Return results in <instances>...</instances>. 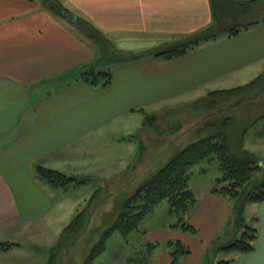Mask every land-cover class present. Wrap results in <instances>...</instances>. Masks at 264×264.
Returning <instances> with one entry per match:
<instances>
[{"label":"crops","instance_id":"crops-1","mask_svg":"<svg viewBox=\"0 0 264 264\" xmlns=\"http://www.w3.org/2000/svg\"><path fill=\"white\" fill-rule=\"evenodd\" d=\"M62 1L73 14L91 20L116 47V42L137 36L151 39L146 46L162 45L214 20L211 0ZM262 29L264 26L206 41L171 60L148 56L113 63L112 83L98 88L78 78L82 67L99 57L90 39L52 14L40 0H0V242L15 232L33 236L47 227L43 221L56 205L53 192L59 188L38 178L36 164L62 171V166L73 160L67 152L69 148L78 150V143L105 127L110 116L105 108H120L123 113L144 111L134 108L141 104L131 102L137 97L153 101L154 106L168 102V107L180 100V92L199 80L227 78L235 68L264 58ZM251 51L246 60H236ZM178 63H185L180 72L166 67ZM134 91L143 95H133ZM206 167L201 166L200 173L207 172ZM105 173L112 183L118 175ZM193 173V169L188 172L189 185ZM221 176L222 173L190 211L188 220L195 226H199L195 221L198 211L212 220L211 216H217L215 209L226 203L214 192ZM256 210L259 236L255 249L235 252L230 264H264V201L257 203ZM9 243H13L10 248L0 250V264H21V255L27 256L23 264H31L30 257L36 256V250L15 252L10 249L20 244ZM170 263L168 259L166 264Z\"/></svg>","mask_w":264,"mask_h":264},{"label":"rangeland","instance_id":"rangeland-1","mask_svg":"<svg viewBox=\"0 0 264 264\" xmlns=\"http://www.w3.org/2000/svg\"><path fill=\"white\" fill-rule=\"evenodd\" d=\"M216 5L219 8V3ZM263 16L264 12L260 11L253 16L250 14L242 18L257 19ZM226 17V21L230 22L235 14ZM262 26L264 23L252 28ZM76 28L93 42L99 56L96 61H100L102 51L98 42L80 28ZM260 32L264 34V29ZM186 36L167 40L166 43ZM150 40L137 36L123 43L116 42V45L118 48L135 51L161 45L158 43L146 46ZM230 49L232 50V47ZM252 52L236 60H246ZM112 64L113 62L102 63L101 69L111 67ZM184 64H171L166 67L171 71H179ZM263 70L264 58L253 59L234 71L230 70L227 78L224 76L205 82L199 80V85L197 82L195 86L180 92V100L172 102L168 107L165 106L168 102L154 106L153 101L137 97L131 102H141L134 108H144V111L129 110L123 113L124 110L120 108L114 111L112 108H105V113L110 114L105 127L101 128L97 135L94 134L90 139L86 138L78 143V150L69 148L67 152L73 160L62 166V171L66 174H79L78 176L86 178L87 181L70 185L66 189L58 187L59 191L53 192L56 205L47 220L43 221L47 225L44 230L33 236L25 231L15 232L12 236H4L2 241L20 244L10 249L15 252L36 250V256L30 257L31 264H47L53 253H56L53 264H81L99 238V228L113 221L123 199L188 143L220 130H224L230 141L235 143L241 139L242 131L249 125L243 137L245 145L264 160V118L250 125L256 117L264 114V84L247 92L220 93L213 96L207 93L216 88L244 84ZM132 94L143 95L135 91ZM201 95L203 97L198 98ZM225 118H229L228 126L223 124ZM75 150L76 153H73ZM213 158L214 160L202 161L191 168L194 173L189 186L193 188L191 189L197 199L201 198L209 187L215 185L216 177L222 173L218 159ZM201 166H207V172L204 174L200 173ZM113 168L118 170V175L113 178L112 183L107 181L105 172L116 173ZM222 198L226 203L222 208L215 209L217 216H211L212 220L206 219L201 210L197 212L195 221L199 226L193 224L198 229L197 233L173 226L179 223L180 219L191 223L188 220L191 210L187 213L171 212L169 202L162 201L146 215L139 228L128 236L115 231L109 237L106 249L92 264H166L168 259L170 262L172 260L171 251L174 246L168 245L170 240H181L190 249V253L180 257V264H217L222 259L235 257V252H228L219 246L240 237L244 226L236 223L237 200ZM257 203L259 202L247 201L243 204L242 215L245 223L257 226ZM79 212L84 213L81 228L76 232L67 233L59 243L63 228ZM153 244L156 246L152 247ZM25 258V255L18 256V261L23 264Z\"/></svg>","mask_w":264,"mask_h":264},{"label":"trees","instance_id":"trees-1","mask_svg":"<svg viewBox=\"0 0 264 264\" xmlns=\"http://www.w3.org/2000/svg\"><path fill=\"white\" fill-rule=\"evenodd\" d=\"M40 2L52 14L66 20L73 27L80 28L98 42L102 51L100 61L84 65L78 76L80 80L98 88L109 86L113 77L110 67L101 69L102 63L130 62L148 56L171 60L188 54L206 41L218 39L221 36L220 34L234 37L253 26L264 23V16L257 19L242 18L243 16H250V14L253 16L254 13L257 14L260 11L264 12V0H211L214 20L210 25L175 42L164 43L141 51H133L116 47L114 42L98 26L83 16L73 14L62 0H40ZM217 3H219V8L216 5ZM240 8L242 10L239 11ZM233 13L235 17L232 21L227 22L226 16ZM238 18H241V20ZM262 84H264V70L244 84L212 90L208 94L213 96L220 93L247 92ZM262 118H264V114L256 117L250 125ZM223 120V124L228 126L229 118ZM248 128L249 125L242 131L241 139H238L235 143L230 141L224 130H220L188 143L177 150L157 171L123 199L113 221L99 228V238L91 246L81 264H92L96 257L106 249L107 241L115 231L120 232L123 236H128L134 230H137L146 215L164 200L168 201L170 209L177 213H187L192 210L197 203V197L189 186L188 172L194 165L210 157L218 159L222 172L219 186L214 188V192L223 197L237 200L236 223L244 226L240 237L219 246V248L236 253L253 251L255 241L259 236V229L255 225L245 223L242 212L245 202L264 201V160L255 151L246 147L243 137ZM35 173L38 178L45 179L54 187L64 189L70 185H78L87 181L86 178L81 176L69 175L42 164H36ZM256 173H260V175H256ZM83 216V212L77 213L70 223L64 227L59 243L67 233L76 232L81 228ZM173 226H180L192 233L198 231L193 224L184 220L181 221V219L179 223ZM12 245L13 243L0 242V250H6ZM168 245L174 246L171 251L172 260L170 264H180V257L190 253V249L181 240H170ZM155 246L156 244L152 245V247ZM55 254L51 255L47 264H53ZM233 260L234 258L222 259L217 264H230Z\"/></svg>","mask_w":264,"mask_h":264}]
</instances>
